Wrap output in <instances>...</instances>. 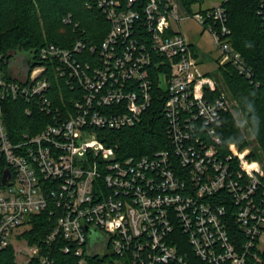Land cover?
Instances as JSON below:
<instances>
[{
  "label": "built area",
  "instance_id": "obj_1",
  "mask_svg": "<svg viewBox=\"0 0 264 264\" xmlns=\"http://www.w3.org/2000/svg\"><path fill=\"white\" fill-rule=\"evenodd\" d=\"M228 1L188 11L178 0H89L110 24L102 46L91 48L94 60H79L85 46L78 41L70 49L43 47L41 64L20 78L11 66L8 78L0 70V156L8 166L0 169V251L16 238L29 248L19 252L20 264H191L190 252L206 264L260 260L264 149L256 139L223 149L219 129L232 98L198 73L199 53L183 29L200 25L219 48L218 67L230 65L253 82L231 41ZM258 14L264 26V0ZM48 61L81 91L72 110L49 97ZM155 91L164 94L169 148L119 160L99 131L141 123ZM6 97L33 103L53 122L13 140ZM86 134L94 141L85 142ZM47 211L52 231L29 244L17 230ZM59 254L67 257L59 261Z\"/></svg>",
  "mask_w": 264,
  "mask_h": 264
},
{
  "label": "trees",
  "instance_id": "obj_2",
  "mask_svg": "<svg viewBox=\"0 0 264 264\" xmlns=\"http://www.w3.org/2000/svg\"><path fill=\"white\" fill-rule=\"evenodd\" d=\"M89 0H0V70L10 77L11 64L17 56L24 57V72L30 73L40 65L39 51L50 44L61 48H73L80 41L85 48L77 55L82 62L92 61L106 38L110 24L103 11L97 6H89ZM181 7L191 11L204 0H178ZM260 0H229L228 26L231 29V41L235 49L252 68L253 82L240 75L233 67H218L221 80L226 85L231 98L238 105L247 128L264 149V26L258 14ZM66 20L70 21L66 23ZM47 74L51 82L49 97L54 106L73 109L80 90H72L65 80L58 77L50 61ZM79 89V88H78ZM218 95L219 92L212 93ZM164 94L153 93L152 107L145 113L141 123L121 130H101L99 138L108 147H113L119 160L130 157L153 156L169 148L167 120L163 114ZM4 121L14 140L22 134L35 135L48 124L52 116L41 111L25 99L6 97L2 100ZM31 109L29 113L28 109ZM64 115V114H63ZM223 125L219 133L225 147L231 143L240 148L249 144L242 126L231 112L223 114ZM8 166L0 156V169ZM31 227L22 236L33 245L42 241L53 229L55 217L49 211L32 216ZM183 236V235H182ZM185 238V237H184ZM187 240V239H186ZM259 261L251 264H264V249L258 252ZM67 257L57 255L60 261ZM191 264H206L190 252ZM0 264H20L15 249L9 246L0 251Z\"/></svg>",
  "mask_w": 264,
  "mask_h": 264
},
{
  "label": "rangeland",
  "instance_id": "obj_3",
  "mask_svg": "<svg viewBox=\"0 0 264 264\" xmlns=\"http://www.w3.org/2000/svg\"><path fill=\"white\" fill-rule=\"evenodd\" d=\"M221 0H204L203 1V8L212 7L216 4H218ZM197 9V8H196ZM183 29L185 31V34L187 36V39L190 41L191 44H193L198 53L199 57L198 60L202 62V65L197 70L200 74H205L208 77H211L215 79L217 87L223 91L229 99H231V95L224 84V82L221 80V76L219 75L218 65H217V59L220 56V51L217 45L215 44L212 36L205 32L203 28L198 25L195 22H189L187 24L183 25ZM24 57L22 55L17 56L15 59V62L11 65L12 72L14 75L18 76V78L21 77V75L25 74L24 72ZM19 74V75H17ZM231 105H232V111L231 113L237 120V122L242 126V129L244 130L248 142H250V145L253 146L255 144V136H253L250 133L249 128L246 126V122L244 121L243 115L241 114L240 110L238 109V105L234 99H231ZM85 142H92L94 141V138L90 134H86L84 136ZM27 227H21L17 230L19 234L26 232ZM13 248L17 252V262L23 263V257L19 253L23 250H29L27 243H19L16 238L12 240ZM261 249H264V236L261 238L260 242Z\"/></svg>",
  "mask_w": 264,
  "mask_h": 264
},
{
  "label": "water",
  "instance_id": "obj_4",
  "mask_svg": "<svg viewBox=\"0 0 264 264\" xmlns=\"http://www.w3.org/2000/svg\"><path fill=\"white\" fill-rule=\"evenodd\" d=\"M11 175H10V172L7 170V171H5V176H4V183L6 182V180L10 177Z\"/></svg>",
  "mask_w": 264,
  "mask_h": 264
}]
</instances>
